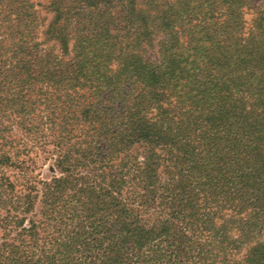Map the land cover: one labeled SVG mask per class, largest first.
Returning <instances> with one entry per match:
<instances>
[{"label": "rangeland", "instance_id": "374dc122", "mask_svg": "<svg viewBox=\"0 0 264 264\" xmlns=\"http://www.w3.org/2000/svg\"><path fill=\"white\" fill-rule=\"evenodd\" d=\"M260 247L264 0H0V264Z\"/></svg>", "mask_w": 264, "mask_h": 264}, {"label": "trees", "instance_id": "16d2710c", "mask_svg": "<svg viewBox=\"0 0 264 264\" xmlns=\"http://www.w3.org/2000/svg\"><path fill=\"white\" fill-rule=\"evenodd\" d=\"M89 1V6L97 7L100 2H105L108 0H87ZM122 211V212H121ZM126 210L120 209L119 212V219L117 220L119 223H122L123 225L120 227L122 229V232H126L127 234H131L135 231L133 227V223H129V220L125 217ZM130 219V218H129ZM248 264H264V247L257 248L252 257L248 258L247 260Z\"/></svg>", "mask_w": 264, "mask_h": 264}]
</instances>
